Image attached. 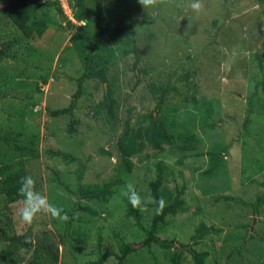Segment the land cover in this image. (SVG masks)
I'll list each match as a JSON object with an SVG mask.
<instances>
[{
  "label": "rangeland",
  "instance_id": "obj_1",
  "mask_svg": "<svg viewBox=\"0 0 264 264\" xmlns=\"http://www.w3.org/2000/svg\"><path fill=\"white\" fill-rule=\"evenodd\" d=\"M7 1L0 0V133H19L17 141L34 154L20 156L1 144L0 159L9 164L21 161L26 176L35 180V190L65 213L76 200L72 192L79 164L54 152L85 163L83 184H100L119 175L121 183L106 204L82 201L96 214L74 213L62 241L58 236L65 235V221L41 213L33 223H24L19 214L23 200L7 204L0 185V250L19 234L28 232L35 238L47 234L59 244L58 264H87L100 253H117V238H121L134 247L124 264H169L174 249L152 244L155 262L151 259L142 246L144 234L126 215L121 195L129 182L142 198L151 194L155 164L161 161L166 168L162 188L174 191L185 186V208L168 217L157 235L181 244L182 264H193L187 245L200 222L219 230L191 245L207 252L204 264H264V202L257 215L251 207L264 196V0H202L199 13L190 7L193 0H176L145 11L138 0H97L108 21L132 23L134 31L104 35L93 52L92 66L104 70L112 84L116 120L108 122L97 108L104 84L87 80L73 112L74 133L69 131L68 116L52 117L50 111L69 105L75 80L85 69L88 43L71 37H92L103 24L88 16L81 21L74 17L68 25L62 14L42 37L27 39L3 13ZM92 2L84 0L87 6ZM133 43L140 56L136 66L130 51ZM191 62L193 76L185 84L181 76ZM168 83L177 90L165 96L158 111L159 93L150 86ZM249 99L252 107L244 128ZM154 111L159 118L174 119L179 130L195 134L200 144L185 153L147 148L144 152L150 158L133 159L132 171L126 172L120 167L118 136L126 119L132 125L136 118ZM225 147L218 169L203 175L208 168L207 152ZM99 149L111 157L99 155ZM222 196L234 199H219ZM149 209L141 212L146 229L154 215V208L149 205ZM104 264H116V260L111 257Z\"/></svg>",
  "mask_w": 264,
  "mask_h": 264
},
{
  "label": "trees",
  "instance_id": "obj_2",
  "mask_svg": "<svg viewBox=\"0 0 264 264\" xmlns=\"http://www.w3.org/2000/svg\"><path fill=\"white\" fill-rule=\"evenodd\" d=\"M92 6H87L84 0H71L73 2V12L76 20L81 21L83 17L93 16L99 20L103 25L102 27L91 37L85 34H75L70 40L77 39L84 40L88 43V51L85 55V69L84 72L76 78V91L71 97L69 105L66 108L50 111L52 117L68 116L69 117V131L75 132L74 125L76 120L74 119L73 112L80 97L83 95V84L87 80L96 79L100 83L104 84L103 97L99 101L97 108L100 111H104L108 117V122L116 120L117 101L115 98L112 84L108 81L104 70H96L93 64V52L98 43L102 40V37L106 34L120 35L127 31H134L132 23H124L117 25L112 21H108L98 5L97 0H92ZM54 9V14L50 16L51 9ZM3 13L9 20V23L15 27L25 38L30 39L34 36L42 37L43 34L50 26L57 25V16L62 15V8L57 2L51 0H8L3 7ZM68 22V21H67ZM68 25H71L68 22ZM134 55V66L139 63L140 56L136 45L133 43V47L130 50ZM1 53V52H0ZM191 62L187 65V68L183 71L181 76L187 84L192 79ZM259 70H261V64H258ZM170 79V77H169ZM150 88L153 91L159 93L156 109L162 110V104L165 100V96L171 91H176L175 86L166 84L165 86L151 85ZM207 111L211 112V103H207ZM252 107V101L249 99L247 107V114L243 123V127L246 128L249 123V114ZM174 113L171 110L170 117ZM157 112H149L142 118H136L134 124H130V119H126V122L120 132L116 146L118 153L121 157V169L126 172H131L134 167L133 159L141 160L142 158H150V155L144 151L147 148L152 149L155 152H164L165 147L172 149L174 152L185 153L194 151L200 144L199 138L192 133H186L179 130L176 126L177 123L174 119H167L165 117L159 118ZM213 126L212 124H210ZM20 137L19 133L13 132H1L0 133V145L8 147L20 156L29 154L33 156V151L24 145H21L17 139ZM227 148H223L221 151H209L207 152V164L208 168L203 175H212L220 166L222 162L223 154L226 153ZM97 153L101 156H110L111 154L104 150L99 149ZM53 155L62 158L63 160L72 163L77 162L79 166L75 171V190L72 192L75 203L67 213L69 219L65 221L64 236H58L62 241L64 237L68 236L72 222L74 221L72 216L77 212H86L89 214H96V211L89 206L82 204V201H96L106 204L109 198L113 194V188L121 183L120 175L115 177L114 180L108 182H102L100 184H83V176L85 171V163L73 158L69 154H61L54 152ZM178 165L182 164L181 160H178ZM156 165V177L150 182L151 195L156 198H163L166 206L163 209L162 214L156 215L154 213L151 224L148 229L142 225L141 212L135 209L128 202L127 198H124L126 205V215L135 223V226L144 234L142 246L147 248V251L155 262V258L150 251L152 244L157 245L163 250L174 249L168 256L169 264H182V256L179 248H182L181 244L176 246L174 241L169 239H160L158 232L161 231L166 219L170 216H175L178 213L184 211L185 204L182 196L185 192V186L175 188L174 191H170L165 187L162 188V182L164 180L165 166L161 161H157ZM26 176L24 165L21 161L13 164L5 163L0 159V185L1 191L5 197L7 204L17 203L23 198L18 195V188L20 187L21 177ZM59 186H62L58 182ZM221 200H233L234 198L229 196H222ZM242 205H249L241 200ZM264 202V196L257 199L254 205H251L255 215L258 214V209ZM155 208V205H151ZM210 233H219V230L208 228L204 223L200 222L198 228L195 229V233L190 237V243L188 244V253L192 259L193 264H204L207 252H198L192 249L191 245L197 243ZM252 236V235H251ZM118 252L108 251L100 253L98 258L94 262L87 264H104L109 258L113 257L116 260V264H124L125 259L133 253L134 247L131 243H125L121 238H117ZM58 249L59 244L53 239L52 236L43 234L40 238H35V235H31L28 232L19 234L16 239L0 250V264H58Z\"/></svg>",
  "mask_w": 264,
  "mask_h": 264
},
{
  "label": "clouds",
  "instance_id": "obj_3",
  "mask_svg": "<svg viewBox=\"0 0 264 264\" xmlns=\"http://www.w3.org/2000/svg\"><path fill=\"white\" fill-rule=\"evenodd\" d=\"M51 1L57 2L60 5L58 0ZM138 2L145 11L146 9H154L165 3H175L176 0H138ZM176 6L179 7L180 5L176 3ZM60 7L62 8L61 5ZM69 7L71 9V18L64 13L63 8L62 13L69 22H72L71 20L74 21V6L73 2L71 3V0H69ZM190 7L197 13L201 12L203 10L202 0H193ZM19 183L20 187L18 188V195L23 198V207L19 210V214L24 223H33L38 214L41 213L48 214L60 221H67L69 219L68 214L65 213L62 208L50 203L46 196L35 190V180L31 176L21 177ZM121 195L127 198L131 206L138 209L140 212H148L150 210L149 205H155L156 207L152 209V211H154L156 215H160L166 206L162 197L158 199L151 194H148L146 197L142 198L132 182H129L126 185V189L121 191Z\"/></svg>",
  "mask_w": 264,
  "mask_h": 264
},
{
  "label": "built area",
  "instance_id": "obj_4",
  "mask_svg": "<svg viewBox=\"0 0 264 264\" xmlns=\"http://www.w3.org/2000/svg\"><path fill=\"white\" fill-rule=\"evenodd\" d=\"M60 5L62 6L64 13L71 18V9L69 7V0H58Z\"/></svg>",
  "mask_w": 264,
  "mask_h": 264
}]
</instances>
